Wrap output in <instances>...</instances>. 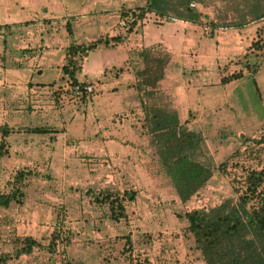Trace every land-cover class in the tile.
I'll use <instances>...</instances> for the list:
<instances>
[{"label": "rangeland", "instance_id": "obj_1", "mask_svg": "<svg viewBox=\"0 0 264 264\" xmlns=\"http://www.w3.org/2000/svg\"><path fill=\"white\" fill-rule=\"evenodd\" d=\"M244 1L200 0L194 3L201 11V22L211 28L213 23L221 27L237 22L239 14L248 10ZM16 19V13L0 12V22ZM263 21L264 17L246 24L250 29L249 60L252 65L255 50H260L263 70L254 77L246 72L228 88L219 85L213 91L223 98L214 99V104L223 101L234 107L238 117L246 114L248 127L240 134L225 126L224 130L214 132L218 136L212 133L209 147L204 146V138L198 133L204 149L198 154L199 159L211 164L213 175L186 202L180 201L170 178L160 169L157 148L150 144L152 136L143 126V109L142 113L131 115L132 120L125 114L105 119L95 113L89 103L70 105L76 97L60 90L61 83L68 77L62 78V70L54 83L48 85L57 71L54 63L42 66L43 71L34 74L33 82L46 83L42 92L34 93L32 82L24 81L32 71L27 65L30 63L27 60L32 61L31 50L23 53L17 47L19 40L15 36L18 35L13 33L9 39L12 33L8 28L0 29V144L4 146L0 147V192L10 190L9 183L17 171L31 172L24 180L26 197L23 203L12 202L9 207H0V253L10 255L6 264L18 259L17 251L28 237L35 239L38 246L17 264H102L106 257L112 264H129L119 255L123 241L116 240L128 234L133 241V262L204 264L194 248L184 214L234 198L232 177L242 173L237 166L260 165V153L250 155L249 147L258 148L251 140L260 136L264 121ZM161 53L164 52L161 50ZM22 57L29 58L22 61ZM69 84L70 81L68 89ZM153 100L158 105L167 104L164 94H156ZM118 120L131 129L125 125L120 129L103 128L108 122ZM126 120L129 122H124ZM82 124L84 129H81ZM34 127H45L49 131L30 132ZM3 129L8 131L5 136ZM132 133H135L137 145L131 149L136 148L137 156L130 176L128 163L113 155L117 152L109 156L84 152L86 148L96 147L80 146L78 140H73L88 138L96 143L121 138L128 142L133 139ZM216 136L220 140H216ZM73 151L79 155H74ZM261 159H264V151ZM222 163L226 166H221ZM104 188L111 194L128 193L123 202L125 217L114 218L107 204L96 202L95 197L101 196ZM131 194L133 200L127 198ZM54 233L58 238L52 241Z\"/></svg>", "mask_w": 264, "mask_h": 264}, {"label": "crops", "instance_id": "obj_2", "mask_svg": "<svg viewBox=\"0 0 264 264\" xmlns=\"http://www.w3.org/2000/svg\"><path fill=\"white\" fill-rule=\"evenodd\" d=\"M145 3L146 0H0L1 13L13 12L17 15L16 20L0 22V25H10L8 31L12 34L9 39L16 33L18 36L15 37L19 40L17 47L23 53L28 52L24 50H31L32 61L27 60L30 63L26 61V64L31 66L32 71L24 81L32 82L34 93L42 92L46 85L41 80L33 82L34 74L43 71L42 66H50L51 63L57 66L52 82L48 83L53 84L61 74V67L67 63L66 50L71 44L88 45L101 39L95 48L74 56L75 78L79 82L91 83L94 90L84 98L73 97L69 104L89 103L95 113L103 115L102 118L125 114L132 120L131 115L142 113L141 101L145 99L136 88V71L143 67L138 54L144 49L156 47L168 54L164 76L157 89L166 96L169 110L177 113L180 122L201 138L200 132L206 147H209L212 133L224 130L225 126L242 134L248 127L246 114L238 117L234 107L223 101L214 104V99L222 97L216 96L213 91L219 85L228 88L246 72L254 77L260 69L263 70L260 50H255L252 65L249 60L250 29L242 26L210 29L207 32L205 23L167 20L147 13L138 26L124 31L119 24L120 13ZM27 58L22 57L21 60ZM238 73V78L222 82V78ZM20 78L24 82L23 77ZM67 78L61 83L60 90L70 93ZM124 125L127 126L118 120L108 122L103 128L120 129ZM81 129H84L83 124ZM132 135L133 139H128V142L121 138L114 142L103 140L96 143L88 138L73 140H78L80 146L96 147L86 148L84 152L102 156L117 152L113 155L128 163L130 176L135 166L134 157L137 156L136 148L131 149L137 145L135 133ZM217 136L216 140H220ZM76 152L73 151V154L78 156ZM26 255L30 254H20L11 264H17ZM110 256L118 261L113 254L110 253ZM106 258L102 259V264H112Z\"/></svg>", "mask_w": 264, "mask_h": 264}, {"label": "trees", "instance_id": "obj_3", "mask_svg": "<svg viewBox=\"0 0 264 264\" xmlns=\"http://www.w3.org/2000/svg\"><path fill=\"white\" fill-rule=\"evenodd\" d=\"M195 1L200 0H146L143 6H138L134 10L138 11L139 18H143L147 13H154L167 20L181 19L202 23L201 11L190 5ZM244 3L247 4L248 10L239 14L237 22L221 27L213 23L211 31L216 28L242 27L248 22L263 19L264 0H245ZM8 27H10L8 24L0 25V29ZM101 41L99 39L88 45L71 44L66 50L67 63L61 67L62 78L68 76L70 83H78L75 78L74 56L95 48ZM138 55L143 67L136 71V88L140 93L143 92L142 96L145 98L141 101L143 126L152 136L150 144H154L157 148L163 172L170 178L180 201L186 202L210 180L213 169L211 164L199 159L198 154L204 150L201 146V138L188 130L184 123L180 122L177 113L169 110L167 104L158 105L153 100L156 94L163 95L157 88L158 82L164 76L168 54L151 47L144 49ZM239 76V73L232 74L222 78V82L225 83ZM29 131L41 134L47 133L49 129L34 127ZM7 134V129H3V135ZM251 142L258 148L255 150L249 147V154L260 153V165L237 166L241 168L242 173L240 176L233 174L232 177L235 197L225 199L214 207L192 209L184 214L188 223L186 228L204 264H264V159H261L264 151V121L260 136L252 139ZM0 147H4L3 144H0ZM221 166L226 165L222 163ZM30 173L27 170L16 172L9 183L10 190L0 192V207H9L12 202L23 203L26 197L23 191L24 180ZM101 192V196L95 197L96 202L107 204L114 218L125 217L123 202L128 193L120 195L111 194L106 190ZM127 198L133 200L134 195L131 194ZM57 238L54 233L52 241ZM116 240L123 241L119 255L129 264H141L137 261L133 262L131 235H123ZM35 246H38L35 239L25 238L24 245L17 251V255L29 254ZM9 256L7 253H0V264H6Z\"/></svg>", "mask_w": 264, "mask_h": 264}, {"label": "built area", "instance_id": "obj_4", "mask_svg": "<svg viewBox=\"0 0 264 264\" xmlns=\"http://www.w3.org/2000/svg\"><path fill=\"white\" fill-rule=\"evenodd\" d=\"M191 6H196L194 2L190 4ZM138 11L131 10H123L119 15V24L123 28L134 27L137 26L141 18L137 16ZM264 22V21H263ZM205 30L209 32L210 27H206ZM69 90L76 98H81L83 95H88L93 92V86L91 83L86 82H78V83H70Z\"/></svg>", "mask_w": 264, "mask_h": 264}]
</instances>
